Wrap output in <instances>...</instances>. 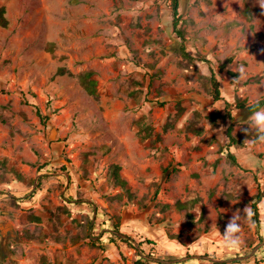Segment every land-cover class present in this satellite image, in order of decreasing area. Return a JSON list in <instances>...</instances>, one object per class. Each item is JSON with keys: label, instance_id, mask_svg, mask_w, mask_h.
<instances>
[{"label": "rangeland", "instance_id": "obj_1", "mask_svg": "<svg viewBox=\"0 0 264 264\" xmlns=\"http://www.w3.org/2000/svg\"><path fill=\"white\" fill-rule=\"evenodd\" d=\"M171 6L0 0V264H132L138 253L149 264H264V223L262 240L244 211L263 192L264 221V144L245 142L252 113L235 105L264 98V8L178 0L181 38ZM227 110L232 120L207 118ZM229 125L243 140L229 146L237 164L219 150ZM236 213L244 246L232 250L222 235Z\"/></svg>", "mask_w": 264, "mask_h": 264}, {"label": "trees", "instance_id": "obj_2", "mask_svg": "<svg viewBox=\"0 0 264 264\" xmlns=\"http://www.w3.org/2000/svg\"><path fill=\"white\" fill-rule=\"evenodd\" d=\"M171 9H172V17H173V21H172L173 30L176 32V34L179 37L183 38V31L177 27V22L179 19V17L177 16L178 0H172ZM6 24H7V21L4 17V8L0 7V25L6 26ZM183 55L187 59L192 58L191 55L188 54L187 52H185L184 50H183ZM231 61H232L231 58L224 59L221 63H219V67H218L219 70H222L225 67V65ZM58 72H59V74H64L65 69L60 68ZM227 73L233 77L237 76L236 72H233L230 70H227ZM90 76H91V71L86 72L82 77V83L85 86V89L90 94L94 95L96 82H95V80L90 79ZM261 78H262V74L253 75V76L249 77L246 82H249V83L259 82L261 80ZM209 84H210L209 86L211 87V95H212L213 99L214 100L220 99L221 97H220L219 85H218V82L214 79V77L211 76V78L209 79ZM225 105H228V103L225 102ZM235 105H236L237 109H240L241 111H245V112H248L249 114H251V113L259 110L260 108H262L264 106V98H261L258 101L253 102L251 104H248L245 102V100H240L238 98L236 100ZM36 112H37V115L40 118H42L40 116L39 111L36 110ZM207 118L209 119V121L211 123H216L218 121H224L226 118H229L230 120H232V116L230 115L229 110L226 111V114H220L217 111L216 113H212V114L208 115ZM189 128L192 129L193 131L197 130V131H195L196 133L199 132L198 129H196L195 125H193V124H191ZM142 131L144 132V133H140V136L142 138H145L148 134H150V131L148 130V128H144V129H142ZM226 135L229 138V143L226 144V146L221 147L219 150H220V152H222L225 155L226 159L229 162H231L232 164H237L235 155L232 152H230L229 146L234 145V144L242 145L243 140L239 139L238 137L231 134V125H229L227 127ZM255 135H256V133L254 132V136ZM119 169H120V167L117 164L111 165V175H112L111 177L113 178L112 181H113V183L118 184L124 188L126 186V181L120 177ZM262 196H263V192H258L253 196L252 203H251V209H250L251 210V216H249L250 221L254 224L256 231L259 234L261 239H262V236L260 235L259 230L263 226L264 221H262L258 216L257 204L260 202ZM15 199L18 200L19 202L24 200L22 197H18ZM38 219H39L38 217H34V220H38ZM117 235L122 237L120 234H117ZM112 236H114V235L111 234V237ZM110 240H111V238H110ZM142 242H144L143 244H146V245L147 244H153L152 241H150L148 239H145ZM140 252L142 253L143 251H140ZM147 256H142V254L138 253L137 257L134 259L132 264H149L148 262H149V260H151L149 258L153 257V255L148 253ZM183 262L184 261H182V263Z\"/></svg>", "mask_w": 264, "mask_h": 264}, {"label": "clouds", "instance_id": "obj_3", "mask_svg": "<svg viewBox=\"0 0 264 264\" xmlns=\"http://www.w3.org/2000/svg\"><path fill=\"white\" fill-rule=\"evenodd\" d=\"M261 8H264V0H258ZM239 73L238 79L243 78L245 71L243 68L238 69ZM248 129L256 133L255 137L248 139L245 142L247 144L256 145L264 144V108L252 113L250 117V123ZM249 131H246V134ZM245 217L251 216V210L247 207L245 210ZM244 217V218H245ZM240 216L239 213L234 214V216L229 220L228 224L225 227L223 233V244L226 248L232 250H239L244 246L243 239V224L242 220L244 219Z\"/></svg>", "mask_w": 264, "mask_h": 264}]
</instances>
